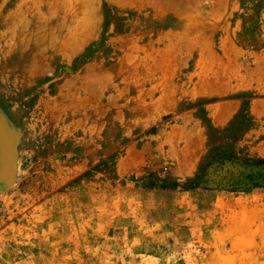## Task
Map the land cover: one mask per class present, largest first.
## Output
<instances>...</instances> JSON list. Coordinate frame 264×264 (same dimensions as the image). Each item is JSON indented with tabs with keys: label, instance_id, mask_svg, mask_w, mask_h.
<instances>
[{
	"label": "rangeland",
	"instance_id": "rangeland-1",
	"mask_svg": "<svg viewBox=\"0 0 264 264\" xmlns=\"http://www.w3.org/2000/svg\"><path fill=\"white\" fill-rule=\"evenodd\" d=\"M0 264H264V0H0Z\"/></svg>",
	"mask_w": 264,
	"mask_h": 264
},
{
	"label": "trees",
	"instance_id": "trees-1",
	"mask_svg": "<svg viewBox=\"0 0 264 264\" xmlns=\"http://www.w3.org/2000/svg\"><path fill=\"white\" fill-rule=\"evenodd\" d=\"M224 163L223 162L221 163V168H220L221 170H219L218 172L220 174L225 175L223 178L226 179L228 177L227 180L231 186H236L237 183L239 182V180H241V179L234 177L235 173L237 172V169L231 168L233 166L231 164H227V163L224 164ZM229 166H231V167H229Z\"/></svg>",
	"mask_w": 264,
	"mask_h": 264
},
{
	"label": "bare ground",
	"instance_id": "bare-ground-1",
	"mask_svg": "<svg viewBox=\"0 0 264 264\" xmlns=\"http://www.w3.org/2000/svg\"><path fill=\"white\" fill-rule=\"evenodd\" d=\"M59 10H60V9L56 10V13H58ZM32 22H33V21H32ZM34 22H35V21H34ZM34 22H33V23H34ZM35 23H36V22H35ZM39 24H41V23H39ZM49 24H50V23H48V25H49ZM43 25L46 26L47 23H42V24L39 26V30H40V31L44 29ZM54 27H55L54 30L59 29V25H56V26H54ZM24 50H25V51H24L25 54H26V55L29 54L31 57H36V56H38V54H39V52H40V50H38L37 47L33 48V47L31 46V42H30V41H28V42L25 44Z\"/></svg>",
	"mask_w": 264,
	"mask_h": 264
}]
</instances>
